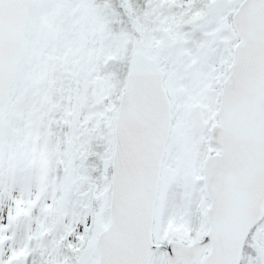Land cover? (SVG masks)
<instances>
[{
  "label": "snow or ice",
  "instance_id": "snow-or-ice-1",
  "mask_svg": "<svg viewBox=\"0 0 264 264\" xmlns=\"http://www.w3.org/2000/svg\"><path fill=\"white\" fill-rule=\"evenodd\" d=\"M0 264H264V0H0Z\"/></svg>",
  "mask_w": 264,
  "mask_h": 264
}]
</instances>
